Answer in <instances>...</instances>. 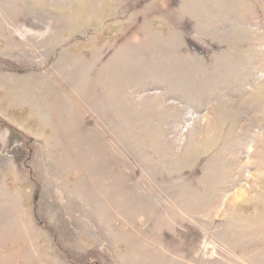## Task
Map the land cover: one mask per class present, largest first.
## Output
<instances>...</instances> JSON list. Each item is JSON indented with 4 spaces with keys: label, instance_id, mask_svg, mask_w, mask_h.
<instances>
[{
    "label": "rangeland",
    "instance_id": "1",
    "mask_svg": "<svg viewBox=\"0 0 264 264\" xmlns=\"http://www.w3.org/2000/svg\"><path fill=\"white\" fill-rule=\"evenodd\" d=\"M0 264H264V0H0Z\"/></svg>",
    "mask_w": 264,
    "mask_h": 264
}]
</instances>
